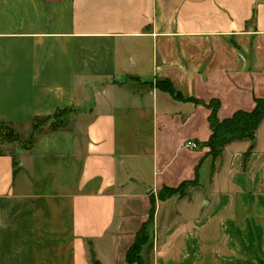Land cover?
<instances>
[{"label": "crops", "instance_id": "obj_1", "mask_svg": "<svg viewBox=\"0 0 264 264\" xmlns=\"http://www.w3.org/2000/svg\"><path fill=\"white\" fill-rule=\"evenodd\" d=\"M254 98L264 0H0V123L22 146L0 142V264H128L150 197L198 166L156 202L150 264H264V120L245 166L249 141L212 174L201 146L205 104L224 120Z\"/></svg>", "mask_w": 264, "mask_h": 264}, {"label": "trees", "instance_id": "obj_2", "mask_svg": "<svg viewBox=\"0 0 264 264\" xmlns=\"http://www.w3.org/2000/svg\"><path fill=\"white\" fill-rule=\"evenodd\" d=\"M156 87L160 91L167 93L174 100L183 101V98L180 96V94L175 92L172 84L169 81H159L156 84ZM190 101L195 104H203L200 103V101L196 100ZM254 104L255 105L252 111L246 112L239 110L234 112L231 117L226 118L224 120H219L217 117V112L220 107L219 101L213 100L209 104H203L210 111L208 123L211 135L205 143L201 144V146L209 149L208 153L206 154V157H209L212 162L211 174L214 171V162L216 161V159L220 157L224 148L233 142H250L249 148L242 156V164L243 166L246 165L254 149L256 131L261 122L264 120V100L254 98ZM64 112L65 110H58L51 117L42 120L39 119L40 122L35 123L33 128L35 129V127L42 125L44 122L46 123L49 121L52 125L58 126L60 122H63ZM0 139H3L10 143L19 141L18 136L14 133V131L4 123H0ZM198 168L199 166L196 169V176L194 180L183 182L177 188L162 187L159 190L156 198L153 196L150 197L151 208L148 220L137 232L134 243L126 253V261L128 264H143L140 252L142 248L149 242L150 239L149 227L153 224L157 200L166 201L173 197L183 199L188 196V192L191 189L199 186L197 177ZM91 262L92 264H100L94 258L93 254L91 255Z\"/></svg>", "mask_w": 264, "mask_h": 264}, {"label": "rangeland", "instance_id": "obj_3", "mask_svg": "<svg viewBox=\"0 0 264 264\" xmlns=\"http://www.w3.org/2000/svg\"><path fill=\"white\" fill-rule=\"evenodd\" d=\"M202 103V102H200ZM25 142H29V140L27 138H25ZM0 142H7L5 140H1L0 139ZM28 144V143H26ZM22 146L19 145V143H13L11 144L10 146V149L11 152L13 153L16 149H19L21 148ZM155 240H156V237L154 235V231L152 232V234L150 235V239H149V242L142 248L141 252H140V256L142 257V260H143V264H150V254H151V251L153 249V246L155 244Z\"/></svg>", "mask_w": 264, "mask_h": 264}, {"label": "built area", "instance_id": "obj_4", "mask_svg": "<svg viewBox=\"0 0 264 264\" xmlns=\"http://www.w3.org/2000/svg\"><path fill=\"white\" fill-rule=\"evenodd\" d=\"M184 147L186 149H190V150H197L198 149V145L192 141H187L185 143Z\"/></svg>", "mask_w": 264, "mask_h": 264}]
</instances>
